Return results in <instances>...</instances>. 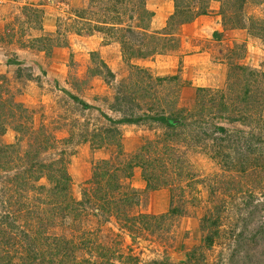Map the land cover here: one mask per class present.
<instances>
[{
    "label": "rangeland",
    "instance_id": "rangeland-1",
    "mask_svg": "<svg viewBox=\"0 0 264 264\" xmlns=\"http://www.w3.org/2000/svg\"><path fill=\"white\" fill-rule=\"evenodd\" d=\"M137 1L130 0L128 5H136ZM165 1L146 0L145 5L152 12L157 8L163 10L161 17L164 30L171 32L173 40H157V46L162 45L161 51L145 58H130L127 61L121 58L118 44L111 36L85 29L80 34L69 32L75 20L73 10L89 7V0H0V125L3 127L0 143L14 144L16 153L20 154L29 141L33 142L34 137H38L40 141L48 137L47 145L53 143V146L48 145L40 151L38 158L48 161L63 151L65 167L71 177L70 195L76 200L92 195L93 185L86 181L96 160L108 159L111 167H120L140 144L163 137L165 129L162 125L150 121L110 124L104 115L117 119L125 113L128 105L135 114L147 111L148 108H151L150 111L163 110L165 113L170 109H180L184 113L192 109L199 99L206 100V90L209 89L211 93L216 88L224 87L225 75L233 72L232 65H244L264 71V38L252 35L256 30L248 29L247 19L250 15L264 17V5L254 6L247 2L242 8V20L236 21V15L231 14L233 7L227 2L221 21L222 31L225 30L226 33L213 31L207 36L203 32L194 35L203 50V55L197 57L200 66L195 71L188 66L189 63L183 66L181 57L184 53H179L178 49H181L179 37L194 33L193 23L198 15L181 23L177 22L178 16L167 20L170 13L165 3L172 4V0ZM187 1L193 8L203 0H182V4ZM96 6V1L90 3L92 9H96ZM209 11L212 10L207 7L205 14H209ZM163 14H167L165 18ZM84 16L94 19L88 13ZM122 20L124 25L136 23L135 18L128 20L122 16ZM202 21L198 23L203 25ZM238 22H243L245 28L237 26ZM149 30L156 29L149 25ZM178 30L180 35L176 36ZM36 37L43 39V42L37 41ZM105 39H108L107 43ZM218 39L222 41L218 42ZM55 42H66L65 46L60 47L65 50L64 54L52 56V50L56 46H52L47 52L39 50L42 44L52 45ZM95 45H101L105 49L103 53L105 51L112 57L109 56L108 59L106 55L99 53V49L89 48ZM188 49L192 51L194 45L191 44ZM91 50L97 51L98 57H103L102 60L113 71L114 79L108 84H105L101 76L90 75L88 67L93 66L89 58ZM172 51H178L177 66L171 68L166 65V74L156 75L153 65L155 55H170ZM217 58L225 64L224 80L218 87L213 85L215 80H211L213 84L210 85L209 80L202 81L200 75H208L207 71H211L208 69L209 61ZM54 60L57 64L60 63L56 64L57 69L51 67ZM131 64L147 69L150 77L143 78V75L132 69ZM126 86L128 87L124 89ZM262 87L264 88V84L260 83V88ZM122 90L130 94L132 100L130 104L120 107L124 112H118L111 105H114L115 92L120 91L122 94ZM72 96L85 101L90 107L81 109ZM16 103L21 104L22 111ZM204 104L206 106L207 102L204 101ZM196 108L200 110V105ZM219 122L228 127H242L238 122ZM110 125L118 129V134L115 131L108 134L103 132V128ZM13 126L18 129L13 130ZM97 132H100V136L93 137ZM262 133L264 134V126ZM69 135L71 138L68 140ZM185 135L186 132L176 134L172 140H166V144L175 149L173 153L179 158V163L175 164L173 170L182 171L189 176L184 174V178L179 180L180 177L171 174L174 172L168 169L171 174L169 186L146 189L138 168L133 167L130 177L119 175L120 188L113 193L117 195L120 191H126L132 194L129 202L119 203L111 211H105L98 207L99 203L90 199L83 203L81 211L76 215L56 216L54 223L44 228L46 238L43 240L54 243V236L60 237L61 241L73 240L74 245H79L81 241L76 233L84 231V237L90 238L92 246L81 248L80 252L73 250L76 257L101 261L103 264H121V261L123 264H132L133 259L125 258L126 255L135 256L137 264H152L153 260L160 261V264H191L186 261L185 252L202 244L204 231L199 228V220L208 207L220 205L222 217L217 226L218 232L208 247L202 246L197 250V264H227L228 254L234 246L233 235L241 228L238 244L240 249L235 252L234 264H264V234L256 230L258 222L264 219V170L242 177L241 183L236 185L237 188L241 187L239 192H225L221 180H214L213 177L230 175L227 173L232 170L221 169L220 163L210 158L209 141H206V146L202 140L194 146L184 139ZM84 138L87 140H83ZM90 139H93V143H101L100 146L90 145ZM11 173L3 170L0 164V215L4 211H11L7 203L2 201L5 196H1L2 191L6 190L5 185L10 183L7 179L11 177ZM40 182L48 185L44 179ZM169 194L172 195V205L180 206L181 212L163 218L148 217L158 216L167 210ZM9 213L11 215L12 211ZM138 213L148 216L132 226L124 223L126 215ZM20 220L22 221V217ZM20 220H17L19 224ZM38 247L46 260L50 250L44 244H39ZM56 247L53 244L51 249ZM62 248L60 250L65 252V247ZM14 249L16 248L6 249L11 257L15 256ZM99 252L104 253V256H100ZM59 257L63 262L58 261ZM51 258V261L44 260L43 264H68L71 261H67L66 256L61 254Z\"/></svg>",
    "mask_w": 264,
    "mask_h": 264
},
{
    "label": "trees",
    "instance_id": "trees-1",
    "mask_svg": "<svg viewBox=\"0 0 264 264\" xmlns=\"http://www.w3.org/2000/svg\"><path fill=\"white\" fill-rule=\"evenodd\" d=\"M93 1L97 2L96 9L90 7V3ZM129 1L89 0V7L73 10L75 20L72 22V29L69 32L80 34L81 30L85 29L106 36L109 35L117 42L121 58L127 61L130 58H145L152 53L161 51L162 45L157 46V40L164 39L167 42L173 40L171 32H166L164 27L150 31L149 23L153 12L146 7V0H138L136 5L132 3L131 6L128 5ZM208 1L203 0L192 8L188 1L183 5L182 0H172V12L168 15L167 20L178 16L177 22L181 23L189 21L197 15L205 14ZM216 1L219 2L218 12L221 21L224 15V5L228 4L227 2L233 7L234 11L231 14L232 16L236 15L234 18L236 21L242 20V8L247 2L254 6L264 5V0ZM86 13L94 16V19L86 18L84 16ZM122 16H125L128 20L135 18V25L122 24ZM247 19L248 29L256 30L253 31L252 35H259L260 38H264V17L250 15ZM237 26L245 28L243 22H238ZM35 39L43 42L40 37ZM105 41L107 43L108 39H105ZM65 45L66 42L62 44L55 42L52 45L49 43L42 44L39 50L47 52L50 51L52 46L62 47ZM98 55L97 51H89L90 62L93 65L88 67L90 75H99L105 84H108L114 79V73ZM131 66L135 72L143 75V78L150 77L144 67L135 64H131ZM231 69L233 72H227L225 75L223 89L216 88L211 93H209V89L206 90V100L204 98L199 99L194 106L195 108L184 111V113L180 109H170L168 113H165L163 110L150 111L151 108H148L147 111L135 114L130 105L126 107L127 112L125 111L117 119H111L102 113L110 124L150 121L162 125L165 130L161 139L147 140L140 144L130 158L125 160L120 167H111L108 159L96 160L91 166L86 181L93 185L91 187L92 195L85 192L88 196L83 197V199L76 200L70 195L71 177L65 167V159L62 156L63 151L56 158L48 161L38 158L40 151L47 148L48 145L53 146V143L47 145L48 137L43 141H40L38 137H34L33 142L29 141L27 147L20 154L16 153L17 149L14 144L0 143V164L3 170L12 172L11 177L7 179L11 184L5 185L4 189L6 190H3L1 194V196H5V200L2 199V201L7 203L12 214L9 213L11 211H4L0 215V250L2 251L0 253V264H43L45 257L40 247H38L39 244H44L50 250L46 259L48 261L52 260L51 257L61 254V256H66L67 261L71 260L68 264H103L101 261L76 257L73 252L75 249L80 252L81 248L92 246L90 238L84 237V231L76 233L81 243L74 245L73 240L67 241L64 239V241H61L60 237L54 236V238L52 237L54 243L43 240V238H46L43 234L44 228L53 224L56 216L76 215L81 211L83 203L88 202L90 199L99 203L98 207L105 211H111L110 209L115 208L119 203L129 202L132 194H128L126 191H120V194L117 195L113 193L120 188L119 175L126 178L130 177L133 167L138 168L146 189H156L163 185L169 186L171 174H177L180 177L179 180L184 178L185 173L173 170L175 164L179 163V158L173 153L175 149L166 144V140H172L179 133L186 132L184 139H187L188 143L194 146H197L196 143L198 142L204 141L203 144L205 145L206 141H209L210 158L217 160L221 169L225 171L232 170L227 173L230 175L220 174V177L215 175L216 178L213 177V179L221 180L222 189L225 192H239L241 187L237 188L236 185L241 183L242 177L249 173L264 170V134L262 133V127L264 126V88H260V83L264 84V71L238 64L232 65ZM127 87H124V89ZM122 92V94L120 91L119 93L118 91L115 92L114 105H111V108L118 112H124L120 107L123 104H130L129 102L132 100L130 94L125 93L123 90ZM72 98L79 103L81 109L90 107L85 101L77 99L75 96H72ZM204 101L207 102L206 106ZM15 105L19 110H23L21 104L16 103ZM199 105L200 110L196 108ZM219 121H225L228 124L238 122L242 127H228L222 125ZM12 129L17 130L18 127L13 126ZM103 130L105 134L113 131L118 134V129L112 125L104 127ZM2 131L3 127L0 125V134ZM70 136L67 137L68 140L71 138ZM96 136L99 137L100 132L93 134V137ZM83 140L87 139L84 138ZM88 142L90 145L100 146L101 144L93 143V139L88 140ZM12 155H14L13 159ZM168 169L174 173L170 174ZM41 179L46 180L48 185L41 183ZM210 189L212 191L213 187ZM171 201L172 195L169 194L167 210L158 216H148L144 213L126 215L125 218L128 221L124 219V223L127 226H132L136 221L142 222L143 218L147 216L156 219L180 213V206H173ZM253 206L255 207V203ZM220 209V205L208 207L200 218L199 228L204 231L201 238L202 244L185 252V259L189 263L197 264V250L202 246L208 247L216 237L217 226H219L222 217ZM20 217H22V221ZM17 220H20L21 224ZM256 230L264 234V219L258 222ZM241 232L242 228L233 235L234 246L228 254L227 264L235 263L234 256L235 252L240 249L238 244ZM53 244L57 245L56 249H51ZM3 245L6 246V249L16 248L13 250L15 256L11 257V253H8ZM62 246L65 247V252L60 250V248L63 249ZM101 254L104 253L99 252L100 256H102ZM59 258L58 261L63 262V259ZM125 258L133 259L132 264H137L135 256L126 255ZM14 259H17V261ZM120 263L123 264V261ZM151 263L160 264L161 262L153 260Z\"/></svg>",
    "mask_w": 264,
    "mask_h": 264
},
{
    "label": "crops",
    "instance_id": "crops-1",
    "mask_svg": "<svg viewBox=\"0 0 264 264\" xmlns=\"http://www.w3.org/2000/svg\"><path fill=\"white\" fill-rule=\"evenodd\" d=\"M160 2H162V1H160ZM165 5L167 7L168 13H171L172 12V4L170 2H168V3H165ZM218 7H219L218 2L215 1V0H211L209 2L208 8H209V10L211 9L212 11H209V14L198 15L194 19L193 26H195V27H193V32L194 33H192V35H191L192 37L191 36L179 37V40L181 42L180 47L183 50L178 49V51L180 50L179 53H184L182 55V57H181V60L183 62V66L187 65L186 63H189L188 66L191 67L192 70L197 71L199 69V66H200L199 64L200 63L197 61V57L199 55H203V53L201 52L203 50L200 49L201 46L198 44V42L196 40V37L194 36L195 34H199L200 32L201 33L203 32L207 36V35H210L213 31L222 32L224 34L226 33L225 30L222 31L220 15L217 12ZM162 11L160 9H158V8L155 9L153 11V15H152L150 23H149V25L152 28L156 29V30L157 29H161V28L164 27V22H163L162 17H161ZM166 15L167 14H163L164 18L166 17ZM159 19H161V20H159ZM202 20H205V21H202ZM199 21H202L203 25H200L198 23ZM0 26H2V22H0ZM182 27L185 28L184 25ZM239 30H241V29H239ZM178 31H177L176 36L180 35L179 34L180 31L179 32ZM90 37L91 36H89V37L87 36V38H90ZM221 37L223 38L224 35H222ZM193 38H195V39H193ZM217 41L220 42V41H222V39H218ZM189 43H190V45H189ZM191 44L194 45V49L192 51H190V49H188V48H190ZM187 45H189V46H187ZM89 48L90 49L94 48V50L99 49V53H102L103 55H106L108 59L110 57H112L109 54H107V52H105V51L103 53V50H105V49H103V47L101 45L100 46L99 45H95L94 47H90L89 46ZM194 50H196V51H194ZM178 51H172L170 55L163 54V53L155 55L156 59L154 58L155 62L153 63V65H155L154 68H155V74L156 75H164V74H166V70L168 68V67H166V65L171 66V68L175 67V65L177 66V62H178L177 61L178 60V55L177 54H178ZM57 53H59V55L61 53L64 54L65 50L60 48V47H54L53 50H52V56L57 57L56 56ZM101 58L103 59V57H101ZM56 64H57V62L55 60L52 61L51 62V67L52 68H56L57 65H60V63H58L57 65ZM208 69L211 70V71H207L209 73L208 75L207 74L204 75L203 73L200 74V75H202L201 80L203 81L204 79H208L210 85L213 84L210 81L211 80H215V83L213 85L217 86V87H218V85L220 86L222 84L223 80H224V75H223L224 69H225L224 62H222L218 58L216 60H211L208 63Z\"/></svg>",
    "mask_w": 264,
    "mask_h": 264
}]
</instances>
